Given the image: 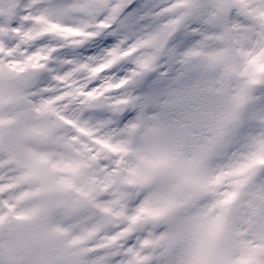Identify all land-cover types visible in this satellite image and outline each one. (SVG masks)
<instances>
[{
  "label": "snow or ice",
  "instance_id": "1",
  "mask_svg": "<svg viewBox=\"0 0 264 264\" xmlns=\"http://www.w3.org/2000/svg\"><path fill=\"white\" fill-rule=\"evenodd\" d=\"M0 264H264V0H0Z\"/></svg>",
  "mask_w": 264,
  "mask_h": 264
},
{
  "label": "bare ground",
  "instance_id": "2",
  "mask_svg": "<svg viewBox=\"0 0 264 264\" xmlns=\"http://www.w3.org/2000/svg\"><path fill=\"white\" fill-rule=\"evenodd\" d=\"M53 31H61L63 33L64 36L66 37H73V36H86L88 35L87 33H78V32H74L71 30H61V29H57L55 27H53L52 29ZM107 65H101L100 68L96 69L95 71H100L102 68L106 67Z\"/></svg>",
  "mask_w": 264,
  "mask_h": 264
}]
</instances>
